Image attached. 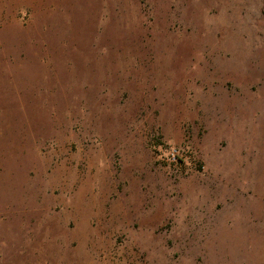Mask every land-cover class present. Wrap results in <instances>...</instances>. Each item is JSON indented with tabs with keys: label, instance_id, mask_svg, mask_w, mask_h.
<instances>
[{
	"label": "rangeland",
	"instance_id": "1",
	"mask_svg": "<svg viewBox=\"0 0 264 264\" xmlns=\"http://www.w3.org/2000/svg\"><path fill=\"white\" fill-rule=\"evenodd\" d=\"M0 264H264V0H0Z\"/></svg>",
	"mask_w": 264,
	"mask_h": 264
}]
</instances>
